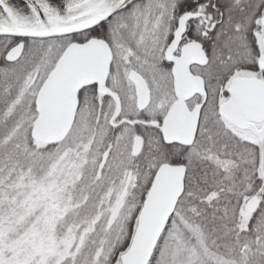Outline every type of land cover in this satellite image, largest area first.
<instances>
[{
  "label": "snow or ice",
  "instance_id": "6c2138e0",
  "mask_svg": "<svg viewBox=\"0 0 264 264\" xmlns=\"http://www.w3.org/2000/svg\"><path fill=\"white\" fill-rule=\"evenodd\" d=\"M0 264H264V0H0Z\"/></svg>",
  "mask_w": 264,
  "mask_h": 264
},
{
  "label": "water",
  "instance_id": "95a60500",
  "mask_svg": "<svg viewBox=\"0 0 264 264\" xmlns=\"http://www.w3.org/2000/svg\"><path fill=\"white\" fill-rule=\"evenodd\" d=\"M14 3L18 2V0H13Z\"/></svg>",
  "mask_w": 264,
  "mask_h": 264
}]
</instances>
